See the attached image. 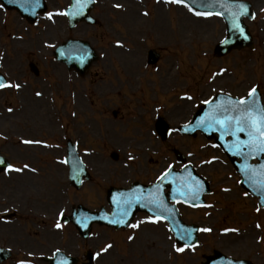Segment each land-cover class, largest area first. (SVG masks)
Here are the masks:
<instances>
[{
	"label": "rangeland",
	"instance_id": "rangeland-1",
	"mask_svg": "<svg viewBox=\"0 0 264 264\" xmlns=\"http://www.w3.org/2000/svg\"><path fill=\"white\" fill-rule=\"evenodd\" d=\"M48 1L51 9L61 7L54 3L55 0ZM58 1L62 6L66 2ZM96 1L92 11L98 20L96 26L79 24L70 30L64 18L55 17L54 22H46L48 39L44 40L45 34L43 38L44 42H49L45 44L48 46L69 36L90 41L98 55L82 76L67 71L64 65L56 62L51 47L35 44L1 47L17 61L16 66L14 61L9 67L7 65L9 73L6 75L10 80L16 79L22 88L0 91V150L11 162L20 165L26 161L36 172L0 176V246L14 254L12 259L0 264H48L42 257L52 256L56 249L80 258L90 249L97 255L92 264H200L201 255L211 253L213 248L234 258L248 259L253 264H264V212H252L255 207L252 199L240 198L233 169L218 151L205 146L200 136L189 140L174 132L167 141H162L155 132L144 128H150L156 114L176 127L191 117L201 100L210 98L216 91L227 90L244 96L257 85L264 96V0H248L255 11L254 20L248 22L255 49L232 50L220 58L213 55L212 49L224 36L221 18L195 16L187 8L174 7L165 0ZM37 33L40 34V29ZM149 46L159 47L162 52L157 67L145 65ZM32 49H38L35 56ZM177 51L181 53L178 55ZM38 56L45 64L56 66L48 65V72L35 77L26 66L32 60L41 65ZM5 65L0 63L3 72ZM125 70L136 74L135 83ZM108 77L113 83L107 81ZM59 78H66L69 86H56ZM69 87L70 91L74 89L84 97L79 111L71 108ZM36 90H44V97L31 102L27 97L34 95ZM21 91L25 92L28 107L16 115L12 107ZM181 93L190 94V98L180 99ZM124 99L126 104H120ZM36 105L38 108L32 110L35 114L32 115L29 109ZM125 107L131 108L128 111L132 116L136 113L141 116L129 122ZM97 108L106 118V141L104 139L99 148L94 147L102 140L97 123L101 114ZM113 109L118 111L117 117H112ZM87 121L95 127L96 141L91 137ZM68 131H71V139L87 151L83 156L91 176L79 191L66 188L63 165L55 161L64 155L62 137L67 136ZM126 132L132 134L131 140L124 135ZM16 134L37 137V140L52 142V146L27 147L23 151ZM115 137L119 140L116 144L112 142ZM200 142L204 146H200ZM174 149L185 155L192 153L187 159L201 166L199 171L208 175L214 188L213 194L207 197L210 208L179 207L182 219L200 226L197 246L180 248L165 223L146 220L141 215L126 230L94 226L86 241L71 225L62 229L53 225L61 208L68 211L71 205L78 203L90 209H97L100 203L107 206L102 189L112 181L118 182L117 178L124 184L134 176L152 180L169 163L177 167L174 152H171ZM109 150L118 153L117 161L109 157ZM201 161L210 162V166ZM232 183H235V190H221L232 188ZM55 195L57 200L52 201ZM228 227L235 230L226 232L224 229Z\"/></svg>",
	"mask_w": 264,
	"mask_h": 264
},
{
	"label": "water",
	"instance_id": "water-1",
	"mask_svg": "<svg viewBox=\"0 0 264 264\" xmlns=\"http://www.w3.org/2000/svg\"><path fill=\"white\" fill-rule=\"evenodd\" d=\"M186 1H188L198 9L213 10L224 15L228 25V39L226 40V42L229 43V45L236 44L238 46H243V44H246L249 36H247L245 26L242 25L241 17L244 15L249 16L250 11L249 8L247 6H244L242 2L223 3L224 1L221 0ZM86 2L88 10L90 5L88 1ZM84 4V0H74L72 9L74 11H77L82 6H84ZM83 14L87 16L86 11L83 12ZM227 47L228 46L226 45L217 46L216 52H224ZM65 49H72V51L76 50L77 55H72L68 58H64L63 51ZM82 50H84L82 44L68 42L58 48L56 56H58V58H60L61 60L66 61V63L70 62L71 65H78V62L80 61L78 59V54L81 53L80 51ZM220 98L224 97L220 96ZM220 98L200 109V111L196 115V120L191 129L197 128L205 131H213V128H215V130L220 133L221 138H224L227 134L230 135V140L228 142L225 143L223 141H219L223 150H225L230 155V157H232L233 155L241 157V161L239 163H235L234 159H231V161L234 162L238 172L242 173V185L252 193L259 195L260 201L264 202V158L260 159V163L257 165L251 166L248 164V159L250 156L259 157V154H264V112L258 104L257 98L254 96H251L248 100L245 99V101L243 102L236 103L235 101V104H233V102H231L228 98H224L223 100H221ZM252 116H255V120L252 118ZM217 117H221V119H217ZM234 118L237 120L234 121ZM69 155V161L72 166V155L71 153ZM3 167L4 164L0 162V170ZM73 168L74 169L71 179L73 178L74 184H78L81 175L79 173L80 167L73 166ZM186 177H188V174L186 172H183L176 174V176L170 177L166 180L164 179L163 182H160L156 186H134L129 190H125L124 192L118 191L119 193L123 194V197L119 198L118 195L117 200H115L112 196L115 188L114 190H110L107 199L113 208V217L108 216L107 219L102 218L101 220L107 223L116 222V225L123 226L124 222L128 220L126 218L130 217L134 213V211L146 210L147 212L152 214L156 213L165 216L171 224V227L173 228L176 236L184 239L186 242H190L194 229H192L191 227L190 229L183 228L179 224L180 221L177 215H172L170 210L161 211L159 209V200L161 196L160 191L165 182L172 183L181 180V183L177 184V187H179L180 190L173 187L175 191L171 193L170 198L174 200H190L191 203L194 204L200 203L201 191L197 192L198 195H196V198H194L195 195H192L191 191H182L184 190L182 185L185 183V180H183L182 178ZM87 220L88 217H83L81 219L73 217L72 219V221L75 222H87ZM183 230L184 233L182 234L181 232ZM5 256L6 254L0 251V260L3 259V257L5 258ZM74 261L75 260L73 259L72 262ZM65 264L68 263L66 262ZM204 264L238 263L232 262L229 259H225L218 254L211 258L207 257V262Z\"/></svg>",
	"mask_w": 264,
	"mask_h": 264
},
{
	"label": "bare ground",
	"instance_id": "bare-ground-1",
	"mask_svg": "<svg viewBox=\"0 0 264 264\" xmlns=\"http://www.w3.org/2000/svg\"><path fill=\"white\" fill-rule=\"evenodd\" d=\"M129 74H130V77H131V81H133L134 82V78H135V73H133V74H131L130 72H129ZM135 83V82H134ZM75 105H76V100H75ZM113 141L115 142V143H118L119 142V140L115 137L114 139H113ZM147 254H150V253H147Z\"/></svg>",
	"mask_w": 264,
	"mask_h": 264
}]
</instances>
